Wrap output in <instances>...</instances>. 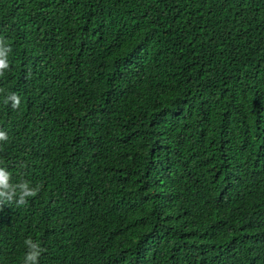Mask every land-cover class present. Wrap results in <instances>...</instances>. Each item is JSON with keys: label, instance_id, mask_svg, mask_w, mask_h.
Returning a JSON list of instances; mask_svg holds the SVG:
<instances>
[{"label": "trees", "instance_id": "trees-1", "mask_svg": "<svg viewBox=\"0 0 264 264\" xmlns=\"http://www.w3.org/2000/svg\"><path fill=\"white\" fill-rule=\"evenodd\" d=\"M12 52L0 264H264V0H0Z\"/></svg>", "mask_w": 264, "mask_h": 264}, {"label": "clouds", "instance_id": "clouds-1", "mask_svg": "<svg viewBox=\"0 0 264 264\" xmlns=\"http://www.w3.org/2000/svg\"><path fill=\"white\" fill-rule=\"evenodd\" d=\"M12 52L10 43L0 37V78L10 69L9 55ZM0 96L4 97V103L9 104L13 110H18L21 106V97L15 92H8L0 87ZM9 140L8 133L0 128V147ZM40 191L39 186H32L28 180L17 183L12 182L11 172L4 166H0V209L5 205L15 203L17 206L27 203L28 198L35 197ZM27 249L24 255L23 264H39L40 257L45 251L38 241L31 237L24 240Z\"/></svg>", "mask_w": 264, "mask_h": 264}]
</instances>
